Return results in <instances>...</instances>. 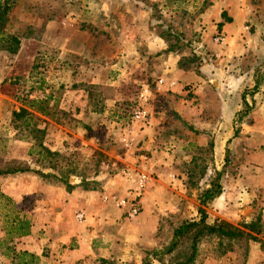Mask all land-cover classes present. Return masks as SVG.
Returning <instances> with one entry per match:
<instances>
[{"label":"rangeland","instance_id":"374dc122","mask_svg":"<svg viewBox=\"0 0 264 264\" xmlns=\"http://www.w3.org/2000/svg\"><path fill=\"white\" fill-rule=\"evenodd\" d=\"M232 2L245 13L244 37L240 45L234 46L222 34V23L213 25L208 21L214 0H17L10 13L0 39V73L7 77L0 84V93L8 98V127L1 140L20 143L12 150L15 161L0 164L4 171L33 170L54 183L70 176L82 180L84 190H92L98 189L95 178L138 166L134 158L138 154L150 159L149 163L144 159L140 163L143 166L145 162L147 168L143 169L150 182L157 185L153 190L156 205L159 195L166 202L161 228L149 233L146 244L134 246L133 250L119 247L121 251L115 253L110 264H180L170 254L160 262L149 253L169 246L183 222L201 218L200 200L198 205L193 197L181 200L174 187L182 160H189L184 161L183 168L188 170L189 184L197 187L200 196L214 186H219L218 195L226 187L232 194L227 199L225 216L210 211L218 195L211 206L205 207L208 223L223 220L248 234L236 240L203 238L190 264H264V82L257 93L251 95L254 87L244 91L249 92L251 109L241 121L239 112L234 116L235 131L225 134L223 141L228 145L221 160L218 150L213 148V155L211 148L200 152L193 165L191 152L161 147L174 145L173 134L162 128L182 126L176 114L178 108L186 104L195 109L200 103L189 98L190 86L184 87L185 97L176 90L177 85L171 84L175 81H169L167 76L171 75L163 70L165 63L179 64L185 71L196 70L198 64H264V0ZM218 37L223 41L217 42ZM261 72L264 71L257 70L256 76ZM161 80L164 84H160ZM42 81L47 85V94L55 97L51 102L54 118L44 117L22 102L43 96L39 89ZM224 87L221 90L226 94ZM255 95L257 99L252 100ZM181 96L187 102L180 105ZM211 105L215 108L216 103ZM21 108H27L30 115L18 120L12 111L19 112ZM139 110L147 112L144 122L134 119ZM214 123L218 124V120L214 119ZM254 124L259 127L256 132L247 127ZM150 126H156L158 133H145L147 138L142 140L141 133ZM124 139H133L131 149L125 146ZM151 139L155 146H145ZM160 178L164 180L158 183ZM42 195L40 192L39 197H25L22 213L9 207L1 211V226H8L15 217L30 215L36 200L43 204ZM59 196L53 193L54 198ZM115 198L111 195L110 201L116 205ZM139 199L126 201L127 212L134 204L141 208ZM45 201L44 206L49 204ZM78 208L70 212L72 223L80 224L76 214L83 212V207ZM142 211L141 208L140 214ZM127 212V220H137L138 216L129 218ZM49 213L46 208L40 220H47ZM257 220L260 234L244 228ZM187 247L180 252H186Z\"/></svg>","mask_w":264,"mask_h":264},{"label":"crops","instance_id":"0c3cea01","mask_svg":"<svg viewBox=\"0 0 264 264\" xmlns=\"http://www.w3.org/2000/svg\"><path fill=\"white\" fill-rule=\"evenodd\" d=\"M224 15L230 21L226 22L223 18ZM244 15V10L239 4H234L232 0H214L208 11V21L213 25L222 23V34L227 43H232L234 46L240 45L244 37ZM135 48L137 49V47ZM129 49L132 51L131 48ZM230 57L235 56L231 54ZM195 69L185 71L180 68L179 64H170L169 62L163 65L165 74L174 77L167 76L169 81H175L176 90L185 97L184 87L190 86L188 90H191L192 93L189 98L193 102L200 101V103L197 107L192 103L191 106L195 109L189 108L186 104L178 108L176 114L180 117L182 126L162 128L168 134H173L174 140L171 142L174 145L163 144L161 146L166 150L176 147L180 152L184 150V152H191L190 157L193 165L198 160L197 156H200V152L214 148V150H218V157L225 152L228 143L223 140L226 138L225 134L235 131L233 118L242 109L243 93L247 88L255 86L257 70L264 71V64H198ZM6 78L0 73V84ZM224 86H226V94L222 93ZM257 95L253 96L252 100H256ZM182 96L179 98L180 105L182 102H187L186 98ZM260 99H263L262 96ZM6 100L8 98L0 93V164L2 161H6L5 163L15 161V153H12V150L17 143H20L19 140L14 141L13 144L12 141L2 142L1 140L8 127L5 116L8 114L5 109ZM212 102L216 103L215 108L211 105ZM12 114L14 115V111ZM214 119L216 122L218 120V124L214 123ZM247 127L251 131L259 130L256 124ZM145 133L158 132H156V126L146 127L140 136L142 140L147 138ZM242 133H246V131L242 130ZM7 134L9 135V133ZM229 137L227 136V138ZM153 141L154 139L145 142V146L146 144L149 147L155 146ZM143 147L142 149H144ZM153 152L156 155H161L157 151ZM154 154L152 160L156 159ZM134 158L139 163L138 166L118 169L111 176L106 175V178H95L96 181H99L98 189L93 188L92 190H84L82 188L83 181L74 180L70 176L60 183H54L47 180V175H41L33 170L0 174V212L7 211L9 207L14 212L22 213L21 204L25 197H39L40 192L43 194V204L40 203V200H36V206L29 211L30 215L15 217L10 220L8 226H1L0 223V264H21L22 252L30 255L24 260L27 264H110V260L116 257L115 253L120 252L121 247L124 250L127 248L133 250L134 246L136 248L137 245L146 244L147 235L151 232L156 233L161 228L163 221L161 212L165 211L166 202L159 195V202L157 205L155 203L153 190L157 188V185L153 181L150 182L148 173L143 169L147 168L145 162L143 161V166L140 163L143 159L149 163V157L138 154V157ZM189 158L186 157V159ZM219 158L221 160V156ZM184 161L189 160L180 161L182 168L180 172H177L179 176L174 187L177 186V195H180L181 200L193 197L194 203L198 205L199 190L189 184L191 178H189L186 167L185 170L183 168ZM0 171L5 172L1 166ZM160 180L164 179L160 178L157 180L158 183H161ZM111 182L116 185L111 186ZM112 192L114 193L112 194ZM53 193H59L60 196L54 198ZM111 195L116 196V205L123 200L130 202L140 198L139 203L143 211L137 220H127L125 217L127 209L119 208L114 202L112 204ZM228 196L230 197L232 194L226 187L222 189L210 211L218 216H225L224 212L227 211L229 202ZM45 200L49 204L44 206ZM94 201L95 204L92 205L91 203ZM78 206V209L83 207L82 211L87 214V218L80 224L75 222L74 224L70 219V212L73 207ZM46 208H48V213L51 211L47 216L49 219L40 220V214H44ZM25 221L29 222L30 228L27 233L22 234L20 229ZM130 227L132 228L127 233ZM31 256H34L33 261Z\"/></svg>","mask_w":264,"mask_h":264},{"label":"trees","instance_id":"16d2710c","mask_svg":"<svg viewBox=\"0 0 264 264\" xmlns=\"http://www.w3.org/2000/svg\"><path fill=\"white\" fill-rule=\"evenodd\" d=\"M16 4L17 0H0V39H3L2 37H4L3 35L4 31L7 29L10 13L15 8ZM225 21L228 22L230 19L225 18ZM220 26H223V24H220ZM10 37L12 36H9L8 38ZM6 49H10V46ZM262 82H264V72H261L256 76V85L254 86V90L250 92L251 95L259 91ZM39 85V89L42 91L43 96L40 98L22 100V102H24L29 109L36 111L42 116L54 118L55 107L53 105L51 107V102L55 101V97L53 94H47L49 92H47L46 90L48 89H45L44 87L47 86L44 81H42V83ZM247 94H249L247 91L243 94V110H241L238 114V121H241L251 109V106L247 101ZM29 115L30 112L27 108H21L19 112H14V117L18 120H21L22 118ZM21 171L25 172V170L19 169L6 172L0 171V174H12ZM218 191L219 186H214L204 191L199 198L201 204V209L199 210L201 218L199 220L183 222L175 230L173 239L171 240L169 246L159 249L153 253H149V255H153L160 262H165L164 257L170 254L172 260L181 261L180 264H190L195 260L197 255L198 244L205 237L219 236L230 240H236L248 236V234L239 227H236L233 224L223 220H217L213 224L208 223V214L205 210V207L211 206L219 193ZM29 226V222L25 221L20 229V233H27L30 228ZM244 228L248 229L250 232H255L257 234L261 233L258 220L246 224ZM185 247H187L186 252H180V250L182 251V249ZM21 255V264H27L24 262V260H26V258L30 255L26 252H22ZM31 259L33 261L34 256Z\"/></svg>","mask_w":264,"mask_h":264},{"label":"built area","instance_id":"2783aa9c","mask_svg":"<svg viewBox=\"0 0 264 264\" xmlns=\"http://www.w3.org/2000/svg\"><path fill=\"white\" fill-rule=\"evenodd\" d=\"M220 41H223V38L222 37H218L217 38V42H220ZM160 84H164V80H161L160 81ZM171 84H175V83H171ZM149 90H146V93H148ZM147 112L146 111H137L135 112L134 114V119L138 122H144L146 119H147ZM123 143L125 144L126 147L128 148H132L133 147V139H124L123 140ZM118 207H126L127 206V202L125 200L123 201H120L117 203ZM141 212V208L139 206V204H134V205H131L128 209V212H127V216L129 218H136L137 216H139ZM76 219L78 222H84L86 220V215L85 213L81 212V213H78L76 214Z\"/></svg>","mask_w":264,"mask_h":264}]
</instances>
